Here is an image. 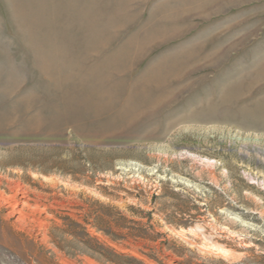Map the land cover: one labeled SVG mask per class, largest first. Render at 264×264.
<instances>
[{
  "label": "rangeland",
  "instance_id": "1",
  "mask_svg": "<svg viewBox=\"0 0 264 264\" xmlns=\"http://www.w3.org/2000/svg\"><path fill=\"white\" fill-rule=\"evenodd\" d=\"M0 180V264H264V0H0Z\"/></svg>",
  "mask_w": 264,
  "mask_h": 264
},
{
  "label": "bare ground",
  "instance_id": "2",
  "mask_svg": "<svg viewBox=\"0 0 264 264\" xmlns=\"http://www.w3.org/2000/svg\"><path fill=\"white\" fill-rule=\"evenodd\" d=\"M2 181L0 180V186ZM6 191L0 190V211L1 209L7 210L2 216L3 224H7L9 220L14 218L13 225L21 223V220L26 216L25 208L30 205L27 199V192L21 187L18 182H7ZM3 238L9 236L3 234Z\"/></svg>",
  "mask_w": 264,
  "mask_h": 264
}]
</instances>
